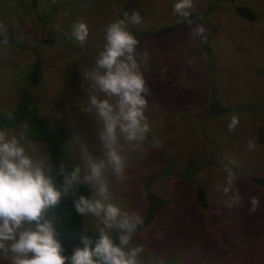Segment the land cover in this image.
Masks as SVG:
<instances>
[{
	"label": "rangeland",
	"instance_id": "obj_1",
	"mask_svg": "<svg viewBox=\"0 0 264 264\" xmlns=\"http://www.w3.org/2000/svg\"><path fill=\"white\" fill-rule=\"evenodd\" d=\"M176 2L119 3L124 15L138 11L142 18L129 29L139 40L137 53L145 55L141 71L152 91L145 109L151 131L139 149L121 138L123 177L110 166L104 170L110 202L142 217L148 191L167 200L128 245L143 248L140 264H264V189L248 179L264 178V0H193L189 19L207 29L204 43L190 39L188 20L173 11ZM243 4L255 10V23L239 19L235 7ZM115 5L116 0H39L32 8L29 0H0V115L15 108L38 59V82L28 90L39 114L66 131L65 164L70 171L80 167L81 178L88 169L74 134H82L94 158L103 159L104 149L96 137L95 118L81 112L87 96L80 83L103 50L106 26L118 19ZM81 21L89 28L83 45L72 34ZM174 21L182 27L160 38L146 36ZM213 91L229 109L215 123L207 119ZM234 114L239 124L230 132ZM25 127L21 123L11 130L18 134ZM249 140H255L254 149L248 148ZM24 143L48 171L46 146L28 138ZM227 156L239 162L233 170L243 196L232 209L224 206L227 198L220 192ZM85 184L93 197V186ZM194 184L205 189L210 212L197 206ZM253 196L260 204L250 214ZM83 226L98 233L103 224L89 214ZM0 264L8 262L0 258Z\"/></svg>",
	"mask_w": 264,
	"mask_h": 264
},
{
	"label": "clouds",
	"instance_id": "obj_2",
	"mask_svg": "<svg viewBox=\"0 0 264 264\" xmlns=\"http://www.w3.org/2000/svg\"><path fill=\"white\" fill-rule=\"evenodd\" d=\"M192 8L193 0H177L173 11L188 20L190 39L204 43L207 29L189 19ZM141 21L139 12L133 11L126 12L124 19L110 22L105 28L103 50L98 53L94 67L81 78L80 90L87 96L81 112L95 118L96 137L104 149L103 159L94 158L82 134H74L88 169L83 178L80 167L67 174L61 167L58 173L63 175L61 191L55 178L46 171L44 161L29 154L24 143L25 133L13 134L9 128H0V258L8 264H140L138 256L143 248H128V245L142 222L141 217L110 202L104 170L110 166L116 176L123 177L125 159L121 138L139 149L151 131L145 109L152 91L141 71L145 55L137 53L139 40L129 29V25H138ZM72 34L83 45L89 28L85 22H78ZM11 115L8 114L9 118ZM238 124V115H232L228 130L234 131ZM255 147V140H249L248 148ZM226 159V181L220 192L227 198L224 206L232 209L243 200L233 170L239 162L231 156ZM81 183L91 184L94 196L81 195L74 201L75 211L81 216L90 214L100 218L103 227L97 229L95 237L82 234L79 245L66 255L67 249L47 214L61 204L62 197L74 184ZM249 204L250 214L254 213L259 207V198L250 197ZM112 228L119 229L118 243L107 231Z\"/></svg>",
	"mask_w": 264,
	"mask_h": 264
},
{
	"label": "trees",
	"instance_id": "obj_3",
	"mask_svg": "<svg viewBox=\"0 0 264 264\" xmlns=\"http://www.w3.org/2000/svg\"><path fill=\"white\" fill-rule=\"evenodd\" d=\"M39 0H29L32 8H35ZM120 0H116L115 9L117 10L118 19H124V13L119 6ZM208 10L213 12V6H210ZM235 11L239 15V19L244 20L247 23L253 24L256 22L257 14L255 10L245 4L243 6H236ZM194 13H191L193 15ZM37 19L41 20L39 13L36 15ZM182 25L174 21L171 25L161 27L154 32H147V37L160 38L169 34L173 30L180 29ZM209 52V51H208ZM210 59L206 58L208 63ZM209 65V64H208ZM39 72V60L34 63L32 72L27 76L26 84H22L19 92V100L17 101L15 108L10 112L11 118L8 114L0 115V128L13 129L18 124H25V135L28 139L38 141L44 144L47 149L49 168L48 171L55 178L57 187L63 191V175H58L61 167L64 168L65 174L70 173V169L65 164V149L67 147V133L64 129L58 127H52L49 122L39 114L38 107L35 105V99L32 93L28 90V87L38 82ZM225 101L220 99V96L216 93L210 95L207 101V119L211 123H215L222 116H227L229 109L225 106ZM214 126L215 124H211ZM190 170V168L188 169ZM161 174H164L161 172ZM249 181L264 189V178L257 176H248ZM148 185L145 186L147 188ZM81 195L92 198V192L85 183L73 185L66 196L62 197L61 204L49 210L48 217L54 222V226L57 229L58 238L62 241L67 249L66 255H70L72 249L79 245L80 236L86 234L95 237L97 232L92 230H86L83 226L84 216L78 215L74 208V201L79 199ZM193 195L195 202L199 209L205 212H210L209 200L207 193L203 187L198 184L193 186ZM147 205L144 213L141 217V223L137 226L135 233L140 232L146 226L151 224L155 220L159 210H161L166 204L167 200L161 196L151 193H146ZM118 243L119 229H115L110 233Z\"/></svg>",
	"mask_w": 264,
	"mask_h": 264
}]
</instances>
